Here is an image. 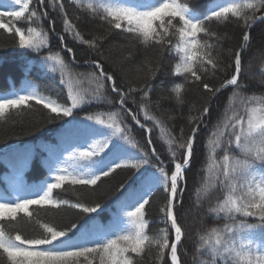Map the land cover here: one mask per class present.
<instances>
[{
  "label": "snow or ice",
  "instance_id": "obj_1",
  "mask_svg": "<svg viewBox=\"0 0 264 264\" xmlns=\"http://www.w3.org/2000/svg\"><path fill=\"white\" fill-rule=\"evenodd\" d=\"M67 2L98 21L103 34L86 38L78 26L80 16L69 14L66 0H12L18 8L0 10V29L11 34L13 47L37 54L47 49L42 64L52 73L59 72V83L67 89L65 102L40 92L30 81L19 91L0 94V122L41 106L49 123L63 122L68 134L83 137V143L49 167V175L42 182L20 186L12 198L0 195V264H146L153 249V264H183L179 250L184 241L193 239L177 212L184 206L186 172L192 167L198 133L211 119L213 100L226 90H230L228 102L209 130L205 147L210 144L211 151L207 165L198 169L200 186L194 189L197 208L218 193L205 215L223 224L196 231L192 260L193 264H264V95H245L247 85L241 80L242 53L250 44L251 28L264 21V0H212L203 12L197 11L191 0ZM48 8L57 15L50 16ZM5 17L10 21L4 22ZM57 17L62 34L56 33ZM22 19L26 22L23 27L11 23ZM232 22L244 29L239 47L228 49L231 62L227 67L233 71L213 87L207 80L215 78L218 71H226L222 49L223 41L230 37L213 30L212 24L227 27ZM53 33L62 45L60 51L53 52L50 47ZM66 35L87 46L86 54L95 51L100 57L85 61L94 71L72 72L76 54L65 43ZM116 36L125 41L123 47L139 46L146 53H156L138 65L144 77L139 86L128 82L123 74L117 77L115 68L105 70L102 45ZM62 52L71 56L70 62ZM166 56L174 57L171 74L180 78L170 87L177 105H183L188 85L198 84L210 94L198 114L189 116L187 136L184 128L173 135L149 111V81L161 71ZM85 81L93 86L76 87ZM234 98L240 99L242 110ZM129 101L138 104L136 110L128 106ZM91 104H107L112 110L87 114L76 121L75 110ZM126 117L146 133V146L133 137ZM154 128L168 144L171 169L153 146ZM148 167L155 170L145 175ZM119 169L133 172L117 189V210L108 225L99 224L92 215L103 208L99 200L85 203L79 195L75 201L60 197V193L76 192L77 186L94 195L102 179ZM135 180H140L137 188L132 187ZM161 188L165 201L159 211L164 227L150 235L146 206ZM68 209L78 210L76 219L58 221Z\"/></svg>",
  "mask_w": 264,
  "mask_h": 264
},
{
  "label": "trees",
  "instance_id": "obj_2",
  "mask_svg": "<svg viewBox=\"0 0 264 264\" xmlns=\"http://www.w3.org/2000/svg\"><path fill=\"white\" fill-rule=\"evenodd\" d=\"M9 5L7 6L11 10L15 6L12 0H7ZM217 3H223L224 0H216ZM191 3L197 6V11L203 12L205 9L211 6L212 0H191ZM3 6L0 5V10H4ZM66 8L70 15L80 16L79 28L82 33L88 38L89 34H103L104 29L101 28L98 21L92 20L91 17L85 11H77L75 4H69L66 0ZM50 16H56L57 13L53 12L51 8L47 9ZM264 11V10H262ZM260 13H257L259 15ZM11 18L5 17L4 22H9ZM17 26H25L26 22L22 19L20 21H11ZM45 26H47V21H45ZM213 30L220 32L221 34H227L229 39L223 41V53L225 59L223 60V66L226 71L217 72L215 78H210L207 80L213 87H218L222 83L223 79L231 74L232 68L227 67L231 62L230 54L228 49L233 51L237 49L242 40V32L244 29L232 22L224 26H218L215 23L212 24ZM56 33L62 34V24L57 17L56 20ZM56 33L51 34L50 47L53 52L60 51L62 45L56 38ZM250 44L246 51L242 53V64L243 71L241 75V80L246 83L247 91L245 95H264V21H259L254 24L250 30ZM65 43L68 47H72L76 54V62L71 64V69L73 73H88L94 71V68L90 63H85V61H91L92 59H99L100 57L95 51H87V46L80 45L78 42L73 41L71 36L66 35ZM125 41L116 36L111 38L110 41L105 42L102 45L104 52V66L105 70L115 68L116 75L119 77L121 74L124 75L125 79L139 86L144 83L143 74L138 72V65H140L145 57H153L156 55L154 51H148L147 53L137 46L135 49L123 47ZM129 51H131V57L128 56ZM47 54V49L42 53H31L22 49L13 47V38L11 34L0 29V94H7L13 90L19 91L22 89L26 82H32L40 92L53 97L59 98L60 102H65L67 97V89L59 83V72H50L41 61V57ZM65 60L67 62L71 61V56L66 52H62ZM175 63V59L172 56H166L165 62L162 66L161 71H159L155 78L149 81L152 85L151 105L149 111L151 114L156 115L162 120L165 127L169 129L173 135L179 134V129L184 128L185 136L189 133L188 118L191 115L198 114V110L207 102L208 96L210 94L204 92L201 87L197 85L186 86V91L184 92V103L183 105H177L173 94L170 92V87L175 82H180L179 77H174L171 74L172 66ZM252 69V70H250ZM121 81L118 79L117 81ZM90 85L85 81L81 85H76V87L90 88ZM109 96L113 94L109 91ZM230 95V90H226L218 95V98L213 100L212 103V116L210 121H208L206 127H202V130L198 133V138L195 144V156L192 162V167L186 172L187 179V190L184 193L183 208H178L177 212L180 217V222L183 224L184 228L187 230L190 237H193L198 229L203 227H213L217 223L223 224V221H215L211 216L205 215L206 209L209 204L214 203L218 193H214L211 200L204 202L203 207L197 208V216L202 218L199 224L191 222V215L188 212L194 208L195 201V187L200 186V176L198 174V169L202 165H207V155L211 151V145L208 144L205 147L206 142L209 139V130L215 125L218 114L223 112L225 104L228 102V97ZM139 103V95L136 97ZM235 103L238 108H241L240 99L234 98ZM129 107L134 110L137 109V105H133L129 101ZM112 110V106L103 104H91L85 105L81 108L75 110V120H83L84 116L87 114H94L101 111ZM170 117H172L170 119ZM138 118L143 121L142 114H138ZM73 119V118H68ZM127 122L132 125V135L140 142L142 146H146L145 137L146 133L141 130L138 126L134 125V122L130 118L126 117ZM149 127H152L151 122H147ZM66 129V125L63 122L49 123L47 121L46 110H42L41 106H34L32 111H26L19 115L13 114L9 117L7 122H0V154L18 152V147L22 144H26L32 141L40 140L46 145L47 151L45 154L56 153L57 150L61 151V157H66L68 151L71 150L77 144L83 143L82 136L70 135L67 139L58 138V135ZM151 138L153 140V146L156 148L157 152L164 159L165 163L168 164V168L171 169L172 165L168 163V144L164 141L162 134L159 129H155L151 133ZM66 143H70L67 147ZM150 151V149H149ZM221 155L220 152L217 153V158ZM47 157L40 151H36L31 157V164L29 165L27 175L32 179L29 184L24 186H31L32 184H37L42 182L49 175V167L55 166L56 164L50 165L47 162ZM152 163L155 164L156 161L153 159ZM7 171H3L4 175H7L4 183L7 186L13 185V187L20 186L18 183L13 182L11 166L6 167ZM155 169L148 167L145 175L153 172ZM133 170L131 169H119L113 173L110 177H105L99 183L98 187L95 189V194L93 195L87 189H81L77 186V191L68 193H60L61 198L71 199L75 201L79 195L80 199L85 203H91L93 200H99L103 204L102 210L98 213L92 214L96 217L97 222L101 225H108L112 219L113 214L117 210V204L115 197L119 195L117 189L119 185L125 182L129 176L132 175ZM11 179V180H10ZM13 182V183H11ZM26 182V181H25ZM28 183V182H27ZM140 184V180H135L132 183V187ZM7 191L14 192L18 194L19 189H6ZM58 191V190H57ZM131 191V189H129ZM165 201V193L163 189H157L150 200V204L147 207L149 219L151 221L149 227V234H154L156 230L164 227L161 222L162 214L159 209L163 206ZM78 210L68 209L62 217H58V221L67 222L69 219H76L78 215ZM193 239L184 241V247L179 251L181 253V259L183 264H193ZM185 249L187 254H184ZM155 255V249H153V256L148 258L146 264H153V259ZM167 255V254H166Z\"/></svg>",
  "mask_w": 264,
  "mask_h": 264
},
{
  "label": "rangeland",
  "instance_id": "obj_3",
  "mask_svg": "<svg viewBox=\"0 0 264 264\" xmlns=\"http://www.w3.org/2000/svg\"><path fill=\"white\" fill-rule=\"evenodd\" d=\"M250 70H252V69H250ZM196 211H197V207L194 206V208H192L188 212V214L191 215V222L192 223L199 224L201 222L202 218H200V217L197 216V212Z\"/></svg>",
  "mask_w": 264,
  "mask_h": 264
}]
</instances>
